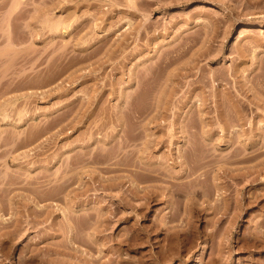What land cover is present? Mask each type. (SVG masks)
<instances>
[{"label": "rangeland", "instance_id": "obj_1", "mask_svg": "<svg viewBox=\"0 0 264 264\" xmlns=\"http://www.w3.org/2000/svg\"><path fill=\"white\" fill-rule=\"evenodd\" d=\"M233 100L253 101L235 127ZM190 145L208 154L194 173L175 162ZM33 177L63 193L33 203ZM263 182L264 0H0V252L264 264Z\"/></svg>", "mask_w": 264, "mask_h": 264}, {"label": "bare ground", "instance_id": "obj_2", "mask_svg": "<svg viewBox=\"0 0 264 264\" xmlns=\"http://www.w3.org/2000/svg\"><path fill=\"white\" fill-rule=\"evenodd\" d=\"M16 4L18 3V2H15ZM14 6L16 7L17 5H15L14 4ZM15 7H13V8H15ZM230 74V73H229ZM231 75V74H230ZM227 76H228V74H227ZM208 78V77H207ZM209 78H211V77H209ZM208 78V79H209ZM202 79V78H201ZM200 79V80H201ZM210 81H211V79H209ZM203 81H205L204 79L200 82V86H203L204 88L206 87V86H204V84L202 85V82ZM142 82V81H141ZM138 83L140 84V81H138ZM204 83V82H203ZM214 83V82H213ZM138 84V85H139ZM205 85H206V82H205ZM215 85V84H214ZM216 85H218V84H216ZM202 87V88H203ZM204 88H203V90H204ZM202 102V101H201ZM203 104L205 103V101L203 100V102H202ZM251 103H253V101L252 100H249L248 102H247V107L243 104V103H241V102H238V101H236V100H233L232 101V111H233V113H231V116H230V118H229V121H227V124L228 125H232L233 127H235V125L234 124H239V123H241V122H243L244 121V118H245V111H244V107H246V108H250L251 107ZM225 124H226V121L224 122ZM227 126V125H226ZM191 146V148H189V149H186V151L184 152L185 154H186V156H185V154L182 152V150L181 149H178V151H179V160H176L175 162H179V164L180 165H182L183 166V168H184V170L186 171H189V172H191V173H194L196 170H198L199 169V167H201L205 162H206V160L204 161V159L206 158V156L208 155V154H206L205 152V154L203 153V151H201L200 152V154L199 153H197L196 152V150H194V146H192V145H190ZM189 146V147H190ZM188 147V146H187ZM192 147H194V148H192ZM188 150H190V152H188ZM197 153H195V152ZM190 154V156H187V155H189ZM202 153V154H201ZM148 165V164H147ZM201 165V166H200ZM145 167V166H144ZM147 170V173L144 175L143 174V176L141 177V174H139L140 175V178H144V180H147V179H150L149 178V173L150 172H153V171H155L156 170V168L155 167H153V166H148V167H145ZM144 168V169H145ZM198 168V169H197ZM141 169V168H140ZM259 172H260V169H257V170H254V171H247V173L246 172H239V173H235L234 175H238L239 176V180H243V179H245L246 177H248V176H252V178H253V180L254 179H260V177H258V174H259ZM248 175V176H247ZM25 176V175H24ZM27 176V178H29V176H31V175H26ZM262 177V176H261ZM23 178H25V177H22V179ZM26 178V179H27ZM31 178V177H30ZM34 178V177H33ZM36 178H38L39 179V176H37ZM36 178H34L33 179V182H34V184L32 183L31 185H35V186H29L30 184H28L29 183V180H26V179H24L25 181H28V186L26 185V184H24V185H26V186H24V189H26V191L28 190V191H30V192H28V196H29V198L30 199H32V201H33V203L35 202L36 204L38 203V201L41 199V198H43V199H48V198H50V197H54V194H53V192L55 193V194H59L60 192H61V194L63 193V188L61 189V186L60 185H58V186H60V188H58V187H54V186H52V187H54V189H51V187H46V190L45 189H40V186H38V184L37 183H39V180H35ZM32 179V178H31ZM112 180H113V177H112ZM133 180V179H132ZM50 181V180H49ZM111 181V180H110ZM138 181V180H137ZM139 181H141V180H139ZM143 181V180H142ZM112 182V181H111ZM111 182H110V184H111ZM133 182V181H132ZM26 183V182H25ZM30 183H31V180H30ZM37 185H36V184ZM112 184L114 185V187H115V185H117V182L116 181H113L112 182ZM119 184V183H118ZM113 185H111V187L113 186ZM135 185H138L137 183L135 184ZM263 185H264V182H263ZM98 186V185H97ZM96 186V187H97ZM62 187H63V185H62ZM95 187V188H96ZM117 187V186H116ZM264 187V186H263ZM94 188V189H95ZM97 188H99V187H97ZM242 188V187H241ZM73 189L74 188H72V189H70V191L68 190H66V192H65V194L67 195V194H69L68 192H71V190L73 191ZM177 189V188H176ZM176 189H173V191H172V193H176V191H178V190H176ZM243 189V188H242ZM259 189V188H258ZM262 189V188H261ZM80 190H82L81 192H85V191H89V189H88V187H84V189H83V187H81L80 188ZM53 191V192H52ZM192 191V190H191ZM190 191V192H191ZM195 191V189H193V191H192V193H195L194 192ZM26 192V193H27ZM130 193L128 194V193H125L124 195H122L121 197H122V199L124 200V205H122L123 207L124 206H129V205H131L130 204V202H131V200L132 199H134V196H136L137 194H136V192L134 191L133 192V190L132 189H130V191H129ZM241 192V191H240ZM255 192V191H254ZM261 192V191H260ZM29 193L31 194V196L29 195ZM171 193V194H172ZM256 193V192H255ZM258 193V192H257ZM201 194L203 195V196H205V197H209V195H210V192L209 191H202L201 192ZM239 194H242V193H239ZM261 194V193H260ZM53 195V196H52ZM252 196V195H251ZM120 197V198H121ZM158 197V195H157V193L156 192H154L153 190H148L145 194H144V198H145V200H143V201H145L144 202V205H142L141 206V208H143L142 210L143 211H145L144 210V208H145V203H146V205L147 206H149V204L151 205V203H152V201L154 200L155 202H156V200L158 199L157 198ZM118 198V197H117ZM247 198H250L249 196L247 197ZM262 198V197H261ZM241 199V198H240ZM122 200V201H123ZM223 200L225 201L226 200V198L224 197L223 198ZM256 198L254 197V199H252V200H247V202L246 203H244L243 205H246L245 207H248V206H250V207H254V203H256ZM31 201V202H32ZM143 201H142V203H143ZM240 201V200H239ZM258 201V200H257ZM151 202V203H150ZM154 203V202H153ZM238 204H237V206H239V209L240 210H243V208H244V206L241 204V202H237ZM44 205V204H43ZM49 205V204H48ZM140 205V204H139ZM39 206V205H38ZM41 206V205H40ZM45 206V205H44ZM50 206V205H49ZM133 206V205H132ZM144 206V207H143ZM146 206V207H147ZM212 206V205H211ZM213 206H215V205H213ZM82 207V206H81ZM116 207H118V206H116ZM129 207H131V206H129ZM150 207V206H149ZM218 206H215V208H217ZM71 208V207H70ZM83 208V207H82ZM122 208V207H121ZM126 208V207H125ZM138 208V207H137ZM136 208V209H137ZM140 208V207H139ZM138 208V209H139ZM214 208V209H215ZM74 209V208H73ZM79 209H81V208H79ZM115 209V208H114ZM113 209V210H114ZM134 209V208H133ZM148 209V208H147ZM71 210V209H70ZM116 210H117V208H116ZM119 210V209H118ZM141 210V209H140ZM134 211V210H133ZM136 211V210H135ZM73 212V211H72ZM141 212V214L140 215H145L146 214V212H142V211H140ZM37 213V212H36ZM35 213V214H36ZM114 213V212H113ZM116 213H117V211H116ZM137 213V212H136ZM145 213V214H144ZM34 214V215H35ZM138 214V213H137ZM37 215V214H36ZM135 215V214H134ZM127 216H129V215H127ZM142 218V217H141ZM68 223V222H67ZM260 224H262V225H264V217H263V219L259 222ZM69 225L70 224H72V225H70V227H69V229L71 228V231H73L74 229L73 228H77V226H74V227H72L73 225H75V224H73V223H68ZM66 226H67V224H66ZM154 226V225H153ZM158 226V225H157ZM68 227V226H67ZM141 227H142V225H141ZM150 227H151V225H150ZM148 228V226L145 228V229H147ZM135 229V228H134ZM136 229H139V228H136ZM135 229V230H136ZM162 229V227H160V226H158V227H156L155 226V228H154V230L156 231V233L158 234V232L160 231ZM150 230V232H152L151 231V229H149ZM70 231V230H69ZM76 231V230H75ZM138 232H137V234L138 233H140L139 232V230H137ZM143 231V230H142ZM145 231V230H144ZM155 231H153L152 233H154ZM74 232V231H73ZM135 232V231H134ZM149 232V231H148ZM149 232V233H150ZM72 233V232H71ZM132 233V232H131ZM260 233V232H259ZM262 233H264V231H262ZM151 234V233H150ZM155 234V233H154ZM252 234V233H251ZM255 234V237H256V233H254ZM145 235V234H144ZM146 235H147V233H146ZM71 236H72V234H71ZM133 236H135L136 237V235L134 234V235H132V237ZM262 236H263V234H262ZM131 237V238H132ZM251 237V236H250ZM254 237V236H253ZM126 238V237H125ZM128 238V237H127ZM129 238H130V236H129ZM252 238V237H251ZM257 238H259L258 240L260 241V236H258ZM257 238L255 239V240H257ZM135 239V238H134ZM143 239V238H142ZM148 239V238H147ZM141 240V239H140ZM145 240H146V237H145ZM251 240V239H250ZM264 239H261V241H263ZM125 241H126V239H125ZM127 241H128V239H127ZM126 241V242H127ZM147 241V240H146ZM146 241H144V242H146ZM253 241V240H252ZM261 241H260V243H261ZM129 242H130V239H129ZM141 242H143V241H141ZM140 242V243H141ZM256 242V241H255ZM264 242V241H263ZM128 243V242H127ZM259 243V244H260ZM128 244H130V243H128ZM256 245H258V244H256ZM264 245V244H263ZM263 245H259V246H257V247H260V246H263ZM158 252H162L160 255H159V253ZM158 252L156 251L155 253H158V255H156L155 254V261H157V259H158V257L160 258V256L161 257H164V252L162 251V250H158ZM157 256V257H156ZM153 257V256H152ZM167 258V257H166ZM164 259H165V257L163 258V261H164ZM0 260H3L4 262H10V264H22L20 261H18L16 258H14L13 256H10V255H8V254H6V253H3V252H0ZM153 260V259H152ZM160 260H162V259H160ZM169 259H167V261H168ZM157 263V262H156ZM156 263H153L152 262V264H156ZM158 263H160V261L158 262ZM146 264V263H145ZM149 264V263H148ZM161 264V263H160ZM165 264V263H164ZM166 264H167V262H166Z\"/></svg>", "mask_w": 264, "mask_h": 264}]
</instances>
